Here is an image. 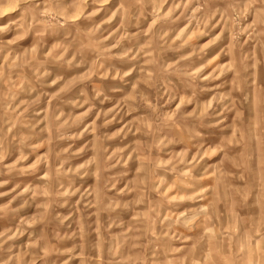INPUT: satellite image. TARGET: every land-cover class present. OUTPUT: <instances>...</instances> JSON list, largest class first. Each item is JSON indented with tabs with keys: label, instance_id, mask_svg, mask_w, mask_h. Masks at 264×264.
<instances>
[{
	"label": "rangeland",
	"instance_id": "374dc122",
	"mask_svg": "<svg viewBox=\"0 0 264 264\" xmlns=\"http://www.w3.org/2000/svg\"><path fill=\"white\" fill-rule=\"evenodd\" d=\"M0 264H264V0H0Z\"/></svg>",
	"mask_w": 264,
	"mask_h": 264
}]
</instances>
